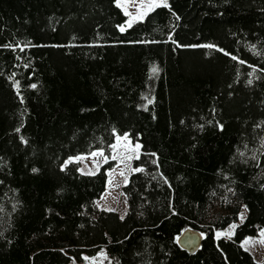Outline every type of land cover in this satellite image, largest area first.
<instances>
[{
  "label": "trees",
  "instance_id": "1",
  "mask_svg": "<svg viewBox=\"0 0 264 264\" xmlns=\"http://www.w3.org/2000/svg\"><path fill=\"white\" fill-rule=\"evenodd\" d=\"M167 4L121 32L116 0H0V264H264L241 245L264 226V0ZM116 133L141 145L123 219L96 203L113 159L64 164Z\"/></svg>",
  "mask_w": 264,
  "mask_h": 264
},
{
  "label": "rangeland",
  "instance_id": "2",
  "mask_svg": "<svg viewBox=\"0 0 264 264\" xmlns=\"http://www.w3.org/2000/svg\"><path fill=\"white\" fill-rule=\"evenodd\" d=\"M134 0H121V5H119L122 10L125 12V9L128 13H131L132 16H137L140 11L145 10L146 5L149 3V0H138L136 4H132ZM117 3V2H116ZM130 8H133L132 10ZM130 19V16L127 15V19L119 25L120 26H128L127 21ZM138 20V19H137ZM124 134L116 133V138L114 142V150H112L110 156L103 155L93 156L92 153L87 154H79L75 156H70L72 158L82 157L83 159L78 160L77 162L81 165L80 171L84 173H94L96 172L100 165L105 162V157L108 159H113L114 164L107 169V180L105 184V189L100 195L98 199H96L97 206L105 209H114L119 213L122 217L127 212V198L124 192L121 189L122 184L126 181L127 174L129 170L132 168L130 158L133 155L138 154L139 149H135V145L139 142H133L131 138L127 135V138H124ZM140 145V144H139ZM113 149V148H112ZM94 152H103V150H95ZM69 157V158H70ZM67 158L66 161L69 160ZM93 159V160H91ZM65 161V162H66ZM76 161V160H73ZM64 162V164H65ZM244 212V216L247 213V209H245V205H241V209L238 214L237 220L230 222L223 229H218L215 231V236L217 237L218 232L230 231L234 232L231 229V225L239 224L241 222L240 213ZM264 230V226L259 230L257 235H247L241 242V245L248 249L253 258L257 261L264 260V237H261V231ZM248 238H252L247 244L244 241ZM103 253V255H102ZM87 257L88 259H85ZM95 258V259H93ZM105 259L104 248H101L96 255L89 256L84 255L83 260L77 261L72 259L70 264H103Z\"/></svg>",
  "mask_w": 264,
  "mask_h": 264
},
{
  "label": "snow or ice",
  "instance_id": "3",
  "mask_svg": "<svg viewBox=\"0 0 264 264\" xmlns=\"http://www.w3.org/2000/svg\"><path fill=\"white\" fill-rule=\"evenodd\" d=\"M116 2H117L118 5H121V0H116ZM121 6H123V5H121ZM161 6H163V7H167V6H168V4H167V0H149V3L146 5L145 10L140 11V12L137 14V16H132L131 13H128L127 10L125 9V13H126V15H129V16H130V19L127 21V25H128V27H131V26H132V23H133L135 20H137V19H143V17L147 14V12L152 11V10H153L154 8H156V7H161ZM120 31H121V32L125 31V27H124V26H120ZM169 39H172V37L170 36ZM10 46H11V45H6V47H10ZM17 47H19V46L17 45ZM203 47L214 48L215 45L209 44V45H203ZM252 47L254 48L255 46L253 45ZM21 51H23V49H21ZM221 51H223V49H221ZM232 58H233V59H236V57H232ZM241 63H244V62L241 61ZM158 72H159V69H158L156 66H153V68H152V74L155 75V74L158 73ZM15 83H16V87L18 88V87H19V81H16ZM248 83L251 84L252 81L249 80ZM32 87L35 88L36 85L33 84ZM145 99H147V97H145ZM148 103L151 104V103H152V100L149 99V100H148ZM221 127H222V126H221ZM16 131L19 132L20 129H16ZM127 135H128V134L125 133V134H124V138H127ZM21 139L23 140V137H21ZM26 142H27V141H25V143H26ZM112 147H115V145H113ZM140 147H141V145H139L138 143L135 145V149H136V150H138ZM92 155H93V156H97V155H101V156H102V155H103V152H93ZM152 155L155 156L154 153H153ZM241 155H243V153H241ZM137 158H139V157L137 156ZM80 159H83V158H82V157H75V158L70 157L69 160L65 162V166L67 165V163L72 162L73 160L78 161V160H80ZM105 161H107V157H105ZM153 163H156V161H153ZM33 171H36V169H33ZM134 171L142 172V171H144V169H143V168H136ZM165 183H167L166 178H165ZM245 209H247V206H246V205H245ZM121 218L123 219V217H121ZM244 218H245V216H244V212H241V213H240V219H241V222H243ZM230 227H231V229L234 230L235 228L238 227V225L233 224V225H231ZM233 234H234V232H230V231L218 232V233H217V238H219V237H221V236H227L228 238H231V236H232ZM201 235H203V234H201ZM261 237H264V230L261 231ZM177 239L179 240V238H177ZM251 239H252V238H248V239H246V240L244 241V243L247 244ZM102 255H103V253H102ZM85 259H88V258L85 257ZM93 259H95V258H93Z\"/></svg>",
  "mask_w": 264,
  "mask_h": 264
},
{
  "label": "water",
  "instance_id": "4",
  "mask_svg": "<svg viewBox=\"0 0 264 264\" xmlns=\"http://www.w3.org/2000/svg\"><path fill=\"white\" fill-rule=\"evenodd\" d=\"M178 238V243L182 247L194 250L199 246L202 235L198 230L186 228L179 234Z\"/></svg>",
  "mask_w": 264,
  "mask_h": 264
},
{
  "label": "crops",
  "instance_id": "5",
  "mask_svg": "<svg viewBox=\"0 0 264 264\" xmlns=\"http://www.w3.org/2000/svg\"><path fill=\"white\" fill-rule=\"evenodd\" d=\"M115 138H116V135H115ZM115 142V141H114ZM113 145H114V143H113ZM95 150H101V149H95ZM95 150H93V151H91L90 153H89V155L92 153V152H94ZM112 150H114V147H113V149ZM139 153V152H138ZM138 154H136V155H133V156H131L130 158L132 159L133 157H135V156H137ZM91 160H93V159H91ZM80 167H81V165L79 164V169H80ZM98 199V198H97ZM114 210H115V208H114ZM243 240V239H242ZM242 242V241H241Z\"/></svg>",
  "mask_w": 264,
  "mask_h": 264
}]
</instances>
